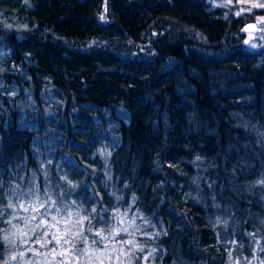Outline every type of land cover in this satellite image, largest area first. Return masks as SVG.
Instances as JSON below:
<instances>
[{"label":"trees","instance_id":"obj_1","mask_svg":"<svg viewBox=\"0 0 264 264\" xmlns=\"http://www.w3.org/2000/svg\"><path fill=\"white\" fill-rule=\"evenodd\" d=\"M243 2L0 0V264H42L15 218L37 185L50 215L126 213L122 264H264V50L241 33L264 11Z\"/></svg>","mask_w":264,"mask_h":264},{"label":"snow or ice","instance_id":"obj_2","mask_svg":"<svg viewBox=\"0 0 264 264\" xmlns=\"http://www.w3.org/2000/svg\"><path fill=\"white\" fill-rule=\"evenodd\" d=\"M3 187L2 182H0V188ZM19 187V186H18ZM48 190L47 188L44 189V195H47ZM15 195V193H13ZM25 197H32L30 200H24L20 201L18 198V206L23 209L24 212H29L31 210L33 215L30 217H15L17 219L24 221V226L27 227L31 222H35L31 226V231L33 234H35L36 230H40V235L36 236L35 243L39 244L41 248H48L49 245L52 247L49 249L47 253H39L37 252V255H51L55 253L56 255L64 256L67 252L72 251V249H76V245L73 243L74 240L77 239V237H80L81 240L84 243H88L89 237L85 235V228H84V222L88 221L89 227L87 228V232L90 233L93 236L100 237V240L97 241L95 239L91 240L89 244V248H92V246L102 244V247H95L93 249L94 253H99L100 255L96 257L98 264H105V259L109 261V264H112V256L109 254L105 256V253H110L112 251H116V245H125V244H133V241L121 239L116 240V236L120 235L121 232H125L128 235H132V233L128 232L127 228H117L115 226H111L107 228V234H105V228H95L92 225V220L95 219V216L84 213L81 214V211L78 209L75 213L71 210H68L66 212V216L61 215V212L64 211V209H61L59 207H56V214H51V207L56 206V201L51 199V196H48L47 200L43 199L40 195V188L37 185L35 188L28 189L27 192L23 193ZM135 199V197H133ZM49 201H51V206H49ZM73 203H75L73 201ZM16 205L12 203L10 200L7 207L8 208H15ZM43 209V211H41ZM92 213H96V209L93 208ZM130 211V209H129ZM73 215L79 217L78 220L75 221L76 224H79L81 227L78 231L73 232L71 229V225L73 224L72 217ZM114 217L118 219L121 223H123L124 219L126 218V213L124 215H121L119 213V210H117L114 214ZM4 216L3 211H0V218ZM50 216V219H49ZM100 220L104 221L105 218L101 215ZM135 217L132 218L131 224H134ZM7 223H11V221H5ZM64 224L65 227L60 228L59 225ZM14 227H18L17 225H14ZM55 229V231H52ZM22 230V229H21ZM50 237V239H49ZM111 238V239H110ZM7 239V237H5ZM109 244H111V248H109ZM63 245H71L70 249H64ZM60 247L61 251H57V248ZM143 250L142 248L140 249ZM80 251L87 252L88 249H82ZM119 252L121 254L124 253L123 247L119 249ZM131 253V250H129V253ZM116 260L119 259V256L115 258ZM58 264H63V262H58ZM88 264H92V261L89 260ZM131 264V262H130Z\"/></svg>","mask_w":264,"mask_h":264},{"label":"rangeland","instance_id":"obj_3","mask_svg":"<svg viewBox=\"0 0 264 264\" xmlns=\"http://www.w3.org/2000/svg\"><path fill=\"white\" fill-rule=\"evenodd\" d=\"M240 1L243 2V0H240ZM250 1H252V0H245V2H243V3H245L246 6H249V2ZM258 1H261V3H259V8L260 9H258L256 11L262 12V11H264V0H258ZM237 2H239V0H237ZM231 4H232V2H230L229 5H231ZM251 24H254V26H255L254 31L245 33L242 30L241 33L243 34V39L247 43L248 48H250L252 50H261V49L264 50V20H260V21H258L256 23H251ZM24 217H30V215H26ZM117 220L118 219L113 221V226H115L117 228H120V225L122 223L119 220L118 221ZM34 223L35 222H31L29 225H32ZM22 224L24 226V221H22ZM107 224L108 223L106 222L104 225H100V226H104V227L108 228L109 225L107 226ZM117 225H119V227ZM125 225L123 224L124 228H126ZM23 226H20V229H19L20 230V234H21L20 235L21 237H19L20 241L18 242L19 246L23 247V244H24L25 247L27 246V248H31L32 249V248H34V244L33 243H35L34 241L31 240L32 239L31 238L32 234H30V237L25 236L26 232L25 231H21V229L22 230L25 229ZM58 227L63 228L64 226L59 225ZM80 227L81 226L79 224H76L75 222H73V224L71 225V229H72L73 232L78 231L80 229ZM127 227H128V225H127ZM121 229H123V228H121ZM84 234H86L89 237L88 243L90 244V242H91L90 236H93V235H91L90 233H88L86 231H85ZM122 234H126V233L121 232L120 235H122ZM15 237H14V242L16 241ZM116 237L117 238H115V239L119 240V235L116 236ZM95 238H96L95 240H97V241L100 240V237H96L95 236ZM126 240H128V239L126 238ZM73 243L76 245V249H72V251L67 252L64 256H60V258H61L60 260L57 259V255L55 253L51 254L52 257H50L49 255H43V257L39 258V260L41 261L42 264H48V263L52 264V263L49 262L51 260L53 262H57V263L58 262H63V264H65L67 261H69L70 258H72L73 261H74L73 264H88L89 260L92 261V264H98V261H97L96 257L99 256L100 254L93 252V249L95 247H93V246H92V248H89V246L85 247V243L80 241V237H77V239L74 240ZM36 247L41 248L40 245L37 244V243H36ZM51 247L52 246L49 245L48 248H41L42 249V253H47ZM63 248L64 249H70L71 245H63ZM109 248H111V245L109 246ZM120 248H121V246H117L116 245V249H117L116 251H112L110 253H105V256H107L109 254L112 256V258H113L112 264H122V263H120V259L125 257V254H121L119 252ZM82 249H88V251L87 252L80 251ZM57 251L58 252L61 251V248L58 247ZM124 253H125V250H124ZM70 254H71V256H70ZM117 256H119L118 260L115 259ZM145 261L146 260H143L142 263L143 264L144 263H148V262H145ZM105 264H109V261L107 259H105Z\"/></svg>","mask_w":264,"mask_h":264},{"label":"water","instance_id":"obj_4","mask_svg":"<svg viewBox=\"0 0 264 264\" xmlns=\"http://www.w3.org/2000/svg\"><path fill=\"white\" fill-rule=\"evenodd\" d=\"M255 26L254 24H247L244 28H243V32L247 33V32H252L254 31Z\"/></svg>","mask_w":264,"mask_h":264}]
</instances>
